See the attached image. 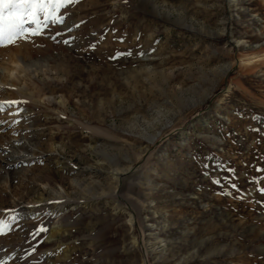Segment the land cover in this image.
Masks as SVG:
<instances>
[{
    "label": "rangeland",
    "instance_id": "1",
    "mask_svg": "<svg viewBox=\"0 0 264 264\" xmlns=\"http://www.w3.org/2000/svg\"><path fill=\"white\" fill-rule=\"evenodd\" d=\"M160 1L172 22L137 0H80L0 47V102H22L0 112V221L43 183L66 190L57 241L72 262L56 264H142L140 229L148 264H264V0ZM125 168L124 204L109 172ZM37 223H9L0 262L52 264Z\"/></svg>",
    "mask_w": 264,
    "mask_h": 264
},
{
    "label": "bare ground",
    "instance_id": "2",
    "mask_svg": "<svg viewBox=\"0 0 264 264\" xmlns=\"http://www.w3.org/2000/svg\"><path fill=\"white\" fill-rule=\"evenodd\" d=\"M138 1V6L140 7H145V9H151V11L155 14H158L160 16V18H162L163 20H166V21H171V15H172V10L169 9V7H167V5H165L162 1L160 0H137ZM225 4H227L228 7H232V6H235L237 7L236 5H238L239 3H241V0H224ZM242 9V10H241ZM239 10V13H240V18H241V15L242 17L244 18H250L252 19V21L254 23H258V19L255 18V16H251V15H248L246 12H245V9L244 8H240L238 9ZM238 13V14H239ZM242 13V14H241ZM230 14V13H229ZM157 15V16H158ZM239 16V15H238ZM236 16V17H238ZM239 18V17H238ZM233 16L231 15L228 19H226L224 22H223V28L222 30L219 32L221 34H218L217 36L219 35H223V34H228L229 36V31L228 28H226L225 24L230 21V20H233ZM172 22V21H171ZM174 23H179V19L176 18L174 21ZM184 22V21H183ZM252 22V23H253ZM177 23V24H178ZM187 28V27H186ZM227 32V33H226ZM216 35V34H215ZM229 38V37H228ZM233 47L234 49L236 50H239L240 48H244L245 45H248L250 46L251 45V42L248 41V40H240V41H237V40H233ZM231 45V44H230ZM263 57V55H261ZM244 57H247V56H244ZM260 56H252V57H247L245 58L244 63L246 64H251L252 62H254V59L258 58ZM241 61V59H239ZM242 61V62H243ZM23 69V68H22ZM229 68L226 67L225 71L223 72V75H225ZM145 71V70H144ZM24 72V71H23ZM57 72V71H56ZM143 71L139 70V73H141ZM147 72V71H146ZM153 73V71H151ZM60 74V73H59ZM150 74V71H148V75ZM154 74V73H153ZM152 76V75H151ZM55 77V76H54ZM59 77V76H57ZM114 98V97H113ZM99 103V102H98ZM116 104V103H115ZM120 104V103H119ZM155 129V128H154ZM142 135H149L148 132H144ZM150 135H153L151 137H145V139H147V141L150 143V144H153V145H156L158 141V138H157V135H160V133L158 132L157 133V129L154 130V132ZM23 147V146H22ZM26 150V149H25ZM95 150V149H94ZM147 148H144L142 150H140L141 152L142 151H146ZM148 154V153H147ZM11 163H15V160H11ZM57 163V167L58 169H63L61 168V163L59 164L58 162ZM7 164V163H6ZM64 166V165H63ZM66 168V167H65ZM64 168V169H65ZM129 168V167H128ZM94 169V168H93ZM129 171V169H122V170H114V172H109V174L111 175V184L110 185H113L111 187V193L113 195L116 194V197L115 198H119L120 197V194H121V191L123 190V178L124 176L127 174V172ZM73 175V174H72ZM128 175V174H127ZM93 176V175H92ZM76 179V178H75ZM72 180V179H71ZM88 180V179H87ZM91 181V180H90ZM74 183V185L76 186L78 183L76 180L72 181ZM88 185H92L93 183L92 182H89V181H86ZM148 182H150V180H148ZM85 185V184H84ZM149 185V183H148ZM151 185V184H150ZM86 186V185H85ZM71 187V186H70ZM84 187V186H83ZM82 187V188H83ZM41 188H42V191H40L38 194H37V198L35 200H27V201H22L21 203H13L12 207L14 208H19V207H23L21 209H19V213L18 215L16 216L17 219H16V223L17 222H20V223H24L27 225L30 224V222H33V221H36L38 222L35 226H45L44 224L48 223V226L47 228V237L44 241V247L45 248H48L49 246H52V247H56L57 250H59L60 248V242L57 241V238L58 237H63L65 234H66V231L62 228V226L60 225L59 223V219L60 217L62 216L63 212H64V202L66 201H69L71 200L70 197H72V195L66 193V190L62 189L61 188V191H56V188H53L51 187L49 184H44L41 185ZM40 188V189H41ZM123 192V191H122ZM45 193H50L52 196H55L57 197L54 198L56 200H54V202H58L55 207L53 208V205L52 206H49L47 202H49L48 200H45L44 199V194ZM119 194V195H118ZM50 195V196H51ZM74 195V194H73ZM112 195V196H113ZM20 196V195H19ZM122 197V196H121ZM121 197L119 198V200L121 199ZM47 198V197H46ZM15 199V198H14ZM51 199V198H49ZM74 199V198H72ZM125 199V198H124ZM18 200V199H16ZM21 200V198H20ZM72 201V200H71ZM74 201V200H73ZM53 202V203H54ZM118 202H123L124 204L126 203L124 200H120ZM50 203V202H49ZM144 203V202H143ZM121 204V203H120ZM124 206V205H123ZM75 208V207H74ZM149 208V207H148ZM47 209H50L52 212L51 214L45 216L44 218H41V216H38V212L37 211H40V210H47ZM157 212V211H156ZM3 215L6 217V220L9 219L8 217L12 216V214H7L6 213ZM37 215V216H36ZM1 217V216H0ZM130 217V223L133 224L135 223V221L137 220L136 219V215H129ZM33 219V221H30V219ZM137 222V221H136ZM9 223L13 224V222L9 221ZM34 224V223H33ZM32 224V225H33ZM51 224V226H49ZM10 226V225H9ZM25 226V227H26ZM12 228V227H10ZM20 227H18L19 229ZM24 229H19L18 231L22 233ZM17 231V230H16ZM64 238V237H63ZM63 240V239H62ZM60 241V240H59ZM58 242V243H57ZM161 241H158V243H160ZM136 244V243H135ZM137 244H138V251L142 254V264H148L147 262V258L146 256L148 255V247H147V244L145 242V237H144V234H143V230L140 229L139 231V234H138V240H137ZM156 245H157V242H156ZM42 248V247H41ZM63 248V247H62ZM152 248V247H151ZM157 249V248H156ZM42 250V249H41ZM70 250V249H68ZM67 250V251H68ZM55 251V250H54ZM67 251H62V250H59V252H57L58 254H54L55 257H54V261L51 262L52 264H56L58 263L59 261L62 262V261H70L72 262V253L70 252H67ZM56 252V251H55ZM74 254V253H73ZM44 257L47 256V252H44L42 254ZM52 256V255H51ZM49 257V256H48ZM74 259V258H73ZM49 260V259H48Z\"/></svg>",
    "mask_w": 264,
    "mask_h": 264
},
{
    "label": "snow or ice",
    "instance_id": "3",
    "mask_svg": "<svg viewBox=\"0 0 264 264\" xmlns=\"http://www.w3.org/2000/svg\"><path fill=\"white\" fill-rule=\"evenodd\" d=\"M79 2L80 0H0V47L12 46L20 39L42 35L50 24H63L65 18L61 15L62 10ZM64 43L67 44L68 41ZM17 103L22 102H0V112ZM16 219L15 215L9 217L13 223ZM9 230V223L0 221V235L6 234ZM39 231L43 232L47 229L41 228Z\"/></svg>",
    "mask_w": 264,
    "mask_h": 264
}]
</instances>
